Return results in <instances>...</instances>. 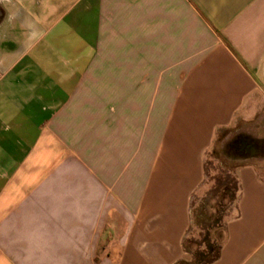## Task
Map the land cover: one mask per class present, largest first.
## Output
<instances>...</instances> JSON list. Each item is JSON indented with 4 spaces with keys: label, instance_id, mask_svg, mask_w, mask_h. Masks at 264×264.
Here are the masks:
<instances>
[{
    "label": "crops",
    "instance_id": "obj_1",
    "mask_svg": "<svg viewBox=\"0 0 264 264\" xmlns=\"http://www.w3.org/2000/svg\"><path fill=\"white\" fill-rule=\"evenodd\" d=\"M263 109L264 0H0V264H264Z\"/></svg>",
    "mask_w": 264,
    "mask_h": 264
},
{
    "label": "rangeland",
    "instance_id": "obj_2",
    "mask_svg": "<svg viewBox=\"0 0 264 264\" xmlns=\"http://www.w3.org/2000/svg\"><path fill=\"white\" fill-rule=\"evenodd\" d=\"M111 38H106V41L104 40L103 46L104 49L107 50L108 56L111 60L114 61H126L130 59V56L133 54H127L123 52H110L111 49L114 50L112 45H120L124 42L121 41V38H113L111 41ZM136 54H133L135 56ZM175 86L173 85H156V91L161 92H170L172 89H174ZM160 89V90H158ZM258 122V123H257ZM257 122H254L252 124V130L254 129V132L259 135H264V109L262 110L261 115L258 117ZM255 129L257 131H255ZM260 130V131H258ZM233 130L227 131L223 134V136L226 138L230 135V133ZM220 140H217L212 148L208 151L206 155V177L204 181V191L209 190L210 193L212 192V196L210 197L208 202L206 204L211 205H223L231 203V197L232 192L234 191V182H233V169L237 166L236 163H233L231 161H227L223 158L222 154L220 153ZM205 202V201H204ZM202 203H199L198 201H195L194 204V213L197 217L202 216L201 213ZM222 218L220 217L219 220ZM209 243L212 241V235L210 233L208 237Z\"/></svg>",
    "mask_w": 264,
    "mask_h": 264
},
{
    "label": "trees",
    "instance_id": "obj_3",
    "mask_svg": "<svg viewBox=\"0 0 264 264\" xmlns=\"http://www.w3.org/2000/svg\"><path fill=\"white\" fill-rule=\"evenodd\" d=\"M241 145V147H243V146H247V143H245V141H243V140H237V141H235V142H233V143H231V145H230V148L231 149H239L240 146ZM225 152V151H224ZM227 152V151H226ZM238 152V151H237ZM227 156V155H226Z\"/></svg>",
    "mask_w": 264,
    "mask_h": 264
}]
</instances>
